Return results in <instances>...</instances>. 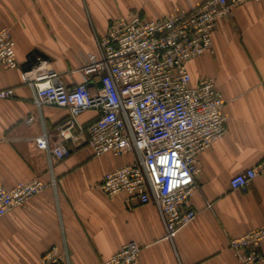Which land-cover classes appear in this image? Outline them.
<instances>
[{
  "label": "crops",
  "instance_id": "crops-1",
  "mask_svg": "<svg viewBox=\"0 0 264 264\" xmlns=\"http://www.w3.org/2000/svg\"><path fill=\"white\" fill-rule=\"evenodd\" d=\"M207 0H0V28H10L22 66L33 51L48 57L40 69L53 70L67 87L84 82L80 70L99 55L97 39L113 21L139 12L155 20L173 9L199 6ZM214 54L189 64L192 83L214 78L225 100L228 133L198 157L200 174L188 208L197 218L173 242L153 202L127 205L125 196L107 197L99 184L108 172L135 161L134 153L96 157L86 133L67 142L66 159L50 160L42 140L51 145L57 126L69 112L54 106L38 111L33 90L22 82V68L0 69V185L12 188L40 178L49 187L24 207L0 219V264H42L52 247H67L72 264H102L123 246L142 247L139 264H242L229 248L231 238L264 224V175L246 191H234L232 178L264 160V2L235 9L219 21ZM96 79V78H95ZM99 91L98 79L89 83ZM35 114L31 125L25 119ZM87 111L83 127L96 119ZM264 253V246L262 248Z\"/></svg>",
  "mask_w": 264,
  "mask_h": 264
},
{
  "label": "built area",
  "instance_id": "built-area-1",
  "mask_svg": "<svg viewBox=\"0 0 264 264\" xmlns=\"http://www.w3.org/2000/svg\"><path fill=\"white\" fill-rule=\"evenodd\" d=\"M264 0H207L189 9L176 8L155 19L139 12L119 18L108 33L97 39L99 55H91L80 72L84 82L65 86L53 70L40 67L22 73V82L34 92L38 111L44 106L66 109L69 115L57 128V142L51 145L46 130L42 140L48 156L62 161L70 156L68 141L86 133L96 157L135 154L131 164L104 174L99 188L109 198L123 195L127 205L153 202L165 227L164 239L173 242L197 218L188 208L200 174L198 157L226 137L228 120L225 100L214 78L192 83L189 64L214 54L213 35L220 20L232 18L235 9ZM16 42L10 28H0V69H20ZM101 84L93 91L89 83ZM15 98L14 90L0 91V99ZM97 113L87 127L81 114ZM37 119L29 115L28 125ZM260 175L264 160L236 174L230 187L246 191ZM37 178L12 188L0 185V219L24 207L49 187ZM264 224L231 238L229 248L242 264H264ZM142 247L130 242L102 264H139ZM42 264H72L69 250L52 247Z\"/></svg>",
  "mask_w": 264,
  "mask_h": 264
},
{
  "label": "water",
  "instance_id": "water-1",
  "mask_svg": "<svg viewBox=\"0 0 264 264\" xmlns=\"http://www.w3.org/2000/svg\"><path fill=\"white\" fill-rule=\"evenodd\" d=\"M43 61H48V57L39 51H33L21 68L23 73H31L34 69L40 67Z\"/></svg>",
  "mask_w": 264,
  "mask_h": 264
}]
</instances>
